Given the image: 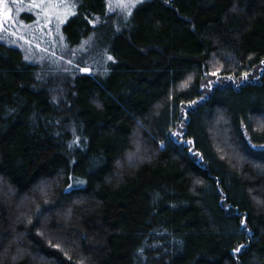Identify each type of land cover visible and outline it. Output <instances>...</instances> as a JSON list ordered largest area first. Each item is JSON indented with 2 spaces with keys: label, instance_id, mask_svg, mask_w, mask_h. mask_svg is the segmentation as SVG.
Segmentation results:
<instances>
[{
  "label": "trees",
  "instance_id": "16d2710c",
  "mask_svg": "<svg viewBox=\"0 0 264 264\" xmlns=\"http://www.w3.org/2000/svg\"><path fill=\"white\" fill-rule=\"evenodd\" d=\"M77 2L69 70L0 43V264H264V0Z\"/></svg>",
  "mask_w": 264,
  "mask_h": 264
},
{
  "label": "rangeland",
  "instance_id": "374dc122",
  "mask_svg": "<svg viewBox=\"0 0 264 264\" xmlns=\"http://www.w3.org/2000/svg\"><path fill=\"white\" fill-rule=\"evenodd\" d=\"M107 1L112 11L127 17L131 15L128 13H132L136 6L148 0H131L134 6L129 8L118 6V0ZM125 2H128V0H125ZM33 4L39 5V7H33ZM77 4V0H22V2H19V0L17 2L4 0L0 9L6 11L12 17V20L4 19L3 28L0 29V43L19 49L26 61L39 67L42 76L56 75L65 67L69 70V65L74 64L76 58L80 62V57L75 54L68 55L62 30L69 18L76 14ZM51 5H57L58 7L53 9ZM64 5H67V9ZM64 11L69 14L61 16L63 21L61 22L58 15ZM82 55L83 62L88 65L92 53L90 50L83 49ZM87 68L83 69L86 70ZM216 138L220 140L219 135ZM135 152L134 155L126 158L128 165L133 161L138 162L141 160V157L138 156L141 149L137 148ZM232 157H235L234 153H232ZM244 162L246 161L244 160Z\"/></svg>",
  "mask_w": 264,
  "mask_h": 264
},
{
  "label": "snow or ice",
  "instance_id": "6c2138e0",
  "mask_svg": "<svg viewBox=\"0 0 264 264\" xmlns=\"http://www.w3.org/2000/svg\"><path fill=\"white\" fill-rule=\"evenodd\" d=\"M13 2H17V0H13ZM19 2H22V0H19ZM4 3V0H0V6H2ZM33 7H39V5H32ZM118 6L123 7V8H129V7H133L134 4L131 3V0H128V2H125V0H118ZM51 7L53 9H55L56 7H58L57 5H51ZM65 9H67V5H64ZM69 13L67 11H64L62 14L58 15V19L62 21L61 16H67ZM129 15L131 14L130 12L128 13ZM4 19H7L9 21L12 20V17L6 12L3 11L2 9H0V29L3 28V21ZM109 60L112 59L111 56L108 57ZM174 135H179V133H175ZM188 143H192V141H188ZM80 183H83L82 181ZM243 223V222H242ZM244 247L243 245H241L240 247H238L237 249H235L236 252L240 251V248Z\"/></svg>",
  "mask_w": 264,
  "mask_h": 264
}]
</instances>
